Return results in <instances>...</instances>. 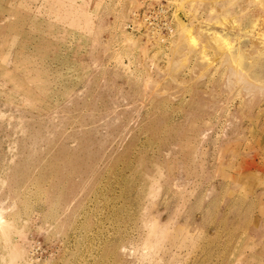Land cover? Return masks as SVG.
<instances>
[{"label": "rangeland", "instance_id": "374dc122", "mask_svg": "<svg viewBox=\"0 0 264 264\" xmlns=\"http://www.w3.org/2000/svg\"><path fill=\"white\" fill-rule=\"evenodd\" d=\"M159 1L0 0V264H264V0Z\"/></svg>", "mask_w": 264, "mask_h": 264}, {"label": "built area", "instance_id": "2783aa9c", "mask_svg": "<svg viewBox=\"0 0 264 264\" xmlns=\"http://www.w3.org/2000/svg\"><path fill=\"white\" fill-rule=\"evenodd\" d=\"M171 4L159 1L156 4H148L133 12V19L127 24L134 32H144L148 36L170 35L175 31L174 14ZM40 247V241L34 240L30 243V253L35 254Z\"/></svg>", "mask_w": 264, "mask_h": 264}, {"label": "bare ground", "instance_id": "6f19581e", "mask_svg": "<svg viewBox=\"0 0 264 264\" xmlns=\"http://www.w3.org/2000/svg\"><path fill=\"white\" fill-rule=\"evenodd\" d=\"M179 21H181V19L179 18ZM251 83V82H250ZM3 209H0V228L1 229H6V225H5V223H6V219H5V217H4V215H3Z\"/></svg>", "mask_w": 264, "mask_h": 264}]
</instances>
